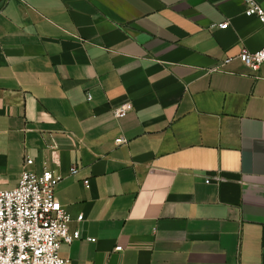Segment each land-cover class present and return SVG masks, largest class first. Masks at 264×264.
<instances>
[{"label":"crops","instance_id":"1","mask_svg":"<svg viewBox=\"0 0 264 264\" xmlns=\"http://www.w3.org/2000/svg\"><path fill=\"white\" fill-rule=\"evenodd\" d=\"M246 10L0 0V190L27 158L61 177L70 264H264V65L238 58L264 25Z\"/></svg>","mask_w":264,"mask_h":264},{"label":"built area","instance_id":"2","mask_svg":"<svg viewBox=\"0 0 264 264\" xmlns=\"http://www.w3.org/2000/svg\"><path fill=\"white\" fill-rule=\"evenodd\" d=\"M244 1L247 4L246 15L257 17L264 25V8L256 0ZM219 27L228 29L229 23ZM238 58L253 72H258L264 65V47L256 53L243 50ZM232 61L233 58L228 57L223 64ZM87 99L91 101L92 96L88 94ZM129 111L130 106L126 105L113 110V114L122 119ZM116 142L123 144L126 140L120 138ZM33 166L34 159L27 158L18 186L0 190V264H70L61 256V249L63 245L81 240L82 233L80 229H70L74 219L57 197L61 177L49 169L38 174L31 170ZM78 171L73 167L71 172L77 175ZM211 182L207 180L208 184ZM84 185L89 188L88 181ZM76 221L83 222V216ZM122 250L121 246L116 248L118 252Z\"/></svg>","mask_w":264,"mask_h":264}]
</instances>
